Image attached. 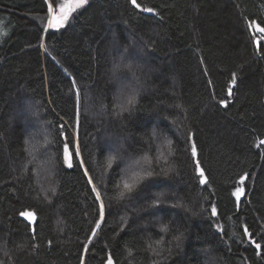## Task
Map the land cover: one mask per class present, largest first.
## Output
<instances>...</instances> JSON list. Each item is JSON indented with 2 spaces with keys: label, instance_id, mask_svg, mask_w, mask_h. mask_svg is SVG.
Returning <instances> with one entry per match:
<instances>
[{
  "label": "trees",
  "instance_id": "1",
  "mask_svg": "<svg viewBox=\"0 0 264 264\" xmlns=\"http://www.w3.org/2000/svg\"><path fill=\"white\" fill-rule=\"evenodd\" d=\"M137 2L158 14L133 10L130 0H87L55 30L44 0H0V264H79L96 207L83 169L61 166L60 124L112 206L85 264L110 252L117 264H264V40L258 54L260 34L248 28L264 26V0ZM121 56L138 69L114 74ZM125 85L142 92L121 113ZM190 132L208 186L193 175ZM121 145L139 164L116 175L119 161L109 168L108 159ZM153 168L147 199L120 197L134 172ZM243 173L247 195L237 208L230 193ZM21 211L36 213V240ZM245 227L262 245L259 256Z\"/></svg>",
  "mask_w": 264,
  "mask_h": 264
},
{
  "label": "snow or ice",
  "instance_id": "2",
  "mask_svg": "<svg viewBox=\"0 0 264 264\" xmlns=\"http://www.w3.org/2000/svg\"><path fill=\"white\" fill-rule=\"evenodd\" d=\"M44 3L47 4V14H48V29H55L59 30L66 26V24L69 22V20L72 17V13L77 11L78 9L82 8L85 4H87V0H75L73 3L72 0H65V2H62L57 7V0H44ZM130 4L133 8V10L139 9L141 13H151L153 15H157L158 13L153 7L149 6H141L140 3L137 2V0H130ZM248 28L250 30H253L256 33H259L260 36L254 40V43L256 44V50L259 54L262 50L261 46V40H264V26H261L260 23H257L256 21H250L248 23ZM128 49L125 48L124 52H127ZM116 52L119 55L120 50L119 48H116ZM127 57L121 56V62L116 64L114 66V74L115 72L127 70L128 72L134 73L138 69V65H133L126 63ZM201 63H203V60H201ZM205 75H207V70L205 69L204 72ZM73 87L75 86V81L72 82ZM237 83V75L235 72L232 73L229 87L227 89V95L231 97L233 95V86H235ZM209 86H211V80L208 81ZM142 90L137 87H128L127 85L123 86L121 88V97L123 99V103L120 105V111L122 112H128L131 110L132 107H134L138 103V97L141 95ZM77 101L79 100V90L77 89L76 93ZM219 104L227 107V102L225 100H220ZM176 107H182L179 103L176 104ZM38 113H33V116L38 118ZM77 124L79 121V110L76 111V117H75ZM50 123V122H49ZM60 132L57 133V136H63L64 138L62 140H59L60 147L57 149L58 153L61 156L62 164L61 166H66L67 168H73L74 162L75 166L77 168L83 169L82 175L86 178V184L90 185V192L89 195L93 197V204L96 207V218L94 219L93 226L89 230V234L86 235L85 241L82 243V248L80 250V255L77 257L79 264H85V259L88 256L91 249L89 248V245H93L94 240H98V233L102 232V225L106 223V214L111 215L112 214V206L111 204L105 203L104 197L108 195L107 192H102L101 189L97 186L96 183H94L92 176L90 175V169L86 167V161L82 157L81 148L79 146V143L71 137V134L67 132V127L65 124H60ZM43 129H41V132L43 133ZM78 135V133H77ZM194 133H189L187 136L188 141V148L185 149V151H188L190 148V159L193 164V175L197 179V183L201 186H208L210 185V178L209 175L206 174V169L202 166V163L198 156V147L197 143L194 139ZM27 143V142H26ZM261 145H264V139L260 140L259 142ZM122 145L120 148L116 149L115 155L109 156L108 159V167L112 168L113 163L119 161L117 163V167L113 169L114 174L118 175L122 166H134L129 165V161H134V164H139V160H136L135 157L131 154H126L122 151ZM29 154H31V148H29ZM139 155V153H137ZM145 159H147V156L145 155ZM49 165L52 164V161L49 159L47 162ZM50 170V169H47ZM159 175L155 172V169L143 172V173H137L134 172L132 176L123 182V191L120 193V197L123 199L124 197H127L129 201H135V200H143L147 199L148 196L146 195V190L150 187V183L152 182L153 178L155 176ZM248 179V173L238 174V180L237 185L233 191H231L230 196L234 197V205L239 208L242 203V197L246 198V191H245V181ZM144 181H149V183H144ZM109 182L114 184L115 183V177H110ZM206 190V189H205ZM57 193L55 190H52V195L55 196ZM109 199L111 200L112 197L109 196ZM132 207H135L134 204L131 205ZM152 206L155 208H159L161 206V200L159 197H156L153 199ZM175 206V205H173ZM125 208L129 207V204L124 205ZM210 215L212 217L218 216L217 207L215 205H210ZM20 215L23 216L29 224H31L33 227L31 229L33 235L31 239L36 240L39 236L38 232V218L35 212L32 211H21ZM160 230L164 233L168 232V226L167 225H161ZM243 235L247 236L249 245H252L256 249V254L259 256L261 253L262 245L254 240L252 238V233L249 232L248 228L245 227L243 230ZM177 240H179V237H176ZM48 245L51 246L52 241L49 239L47 241ZM156 244L158 246L163 244V239L156 241ZM33 247H38V244H34ZM151 248L152 246L149 245ZM164 249L161 248L160 251H163ZM152 251L159 255V252H157L156 248H153ZM101 264H117V262L113 258V253H109L105 259L101 261ZM155 264V262H154Z\"/></svg>",
  "mask_w": 264,
  "mask_h": 264
},
{
  "label": "rangeland",
  "instance_id": "3",
  "mask_svg": "<svg viewBox=\"0 0 264 264\" xmlns=\"http://www.w3.org/2000/svg\"><path fill=\"white\" fill-rule=\"evenodd\" d=\"M63 2H65V0H64ZM72 2L74 3V2H75V0H72Z\"/></svg>",
  "mask_w": 264,
  "mask_h": 264
},
{
  "label": "water",
  "instance_id": "4",
  "mask_svg": "<svg viewBox=\"0 0 264 264\" xmlns=\"http://www.w3.org/2000/svg\"><path fill=\"white\" fill-rule=\"evenodd\" d=\"M243 198V197H242Z\"/></svg>",
  "mask_w": 264,
  "mask_h": 264
}]
</instances>
